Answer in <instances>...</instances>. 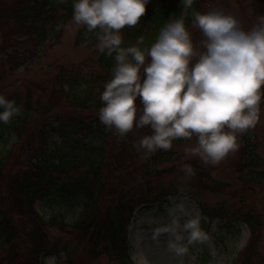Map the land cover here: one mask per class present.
<instances>
[{
    "label": "rangeland",
    "instance_id": "1",
    "mask_svg": "<svg viewBox=\"0 0 264 264\" xmlns=\"http://www.w3.org/2000/svg\"><path fill=\"white\" fill-rule=\"evenodd\" d=\"M52 1L58 5L66 2ZM153 1L150 0L146 7H152ZM172 1L167 0L166 6ZM6 2L9 8H14L20 0ZM201 2L199 7L201 13L213 8L222 9L225 13L233 15L245 30L252 27L258 15H264V0H201ZM59 15L62 17L65 12L60 11ZM72 15L73 12L70 17L60 21L54 28V36L41 45H36L34 35L19 27L18 22L11 16L6 19L0 18V95L18 103L21 112L28 101L41 105L47 103L52 96H58L60 84L67 76V72L76 73L79 79L83 78L89 83L92 77L99 73L95 65L97 40L93 44L77 45V36L84 26H76L72 21ZM188 31L194 45L199 48L203 39L200 30L192 27ZM97 94L95 87L93 95ZM59 95L61 98L58 99L62 100L58 103L61 107L56 115L59 114L64 126H68V120L77 116L73 107H67L64 95ZM137 104L139 106V102ZM49 121V116H44L33 121L29 127L24 126L21 138L17 137L16 133L6 136L1 132L4 126H0L2 200L6 197V191L15 176L30 170L34 162L31 161L36 158L39 148L46 147L48 158L56 162L58 159L54 158L53 152L58 145L61 153L67 154L69 158L73 157L70 154L77 153L79 145L76 142L70 147L55 135L47 142L43 139L44 127ZM102 127L107 134L104 142H101L105 160L99 177L101 182L105 183L106 191L111 190L117 195L129 190L132 196L150 195L153 198L175 194L167 198V204H146L134 210L127 230L133 264H241L245 255L253 264H264V182L256 184L245 179L252 175L264 174V98L261 101L257 125L240 134L239 149L215 166L205 165L199 157L188 154L186 150L195 146V137L172 145L168 151L160 150L156 154L145 156L143 150L138 152L135 146L148 134L149 128L134 127L127 136L119 137L114 130H107L103 125ZM97 137L92 138L94 146L102 139L101 136ZM76 139L79 143H87L83 135ZM71 149L73 153H70ZM244 149L248 151L246 155L257 162V167L253 169L243 167L240 157ZM185 164L193 167L194 173L198 176L196 179L195 176L186 177L181 172ZM79 174H87V167L81 168L78 174H69V178L61 176L60 182L65 183ZM198 178L201 183L207 185V190L196 189L195 183ZM184 193L192 195L193 199ZM107 206L105 199L101 198L98 203V214L96 212L94 216L96 223H103ZM168 208L177 209L181 223L186 218L197 214L203 216V213L206 215L215 209L221 211L224 208L226 214L232 213L234 218L236 215L247 214L255 226V234L251 236L243 222L235 220L233 223L235 230L229 231L222 224L219 226L221 230L218 232L217 227L216 234L211 236L204 228L207 220H202L201 227L209 235V240L202 244L190 245L187 253L178 256L168 250L165 243L168 239L166 234H162L158 240L153 239V230L170 222ZM36 211L44 223L55 220L59 225L43 226L37 222L36 226L43 236V245L47 250L37 257L36 261L35 247L30 239L32 223V227L29 223L24 225L22 221L25 218L17 216L14 212L11 218L13 229L19 233L15 241L18 251L20 250L17 254L20 255L18 264H70L69 258L74 264H115L103 254L96 257L88 254L90 247L88 237H84L73 227L79 218L76 213H79L81 208L72 213L43 200L36 204ZM12 245L0 239V264H12L13 257L10 253ZM208 258L209 260H206Z\"/></svg>",
    "mask_w": 264,
    "mask_h": 264
},
{
    "label": "clouds",
    "instance_id": "2",
    "mask_svg": "<svg viewBox=\"0 0 264 264\" xmlns=\"http://www.w3.org/2000/svg\"><path fill=\"white\" fill-rule=\"evenodd\" d=\"M183 9L195 0H180ZM150 0H73L72 21L95 32L96 48L113 57L111 79L104 84L99 122L125 137L133 128L147 127L135 146L145 156L168 151L177 139L192 140L188 154L205 165H217L239 149L238 136L254 128L264 98V15L245 30L222 9L193 12L192 24L203 36L194 45L183 14L161 28L155 42L143 48V37L122 46L121 30L135 27ZM139 102V106L137 104ZM21 114L14 100L0 95V123ZM181 172L194 175L191 165ZM170 222L153 230V239L166 234L168 250L178 256L209 235L202 229V214L186 218L168 208ZM182 211V210H181Z\"/></svg>",
    "mask_w": 264,
    "mask_h": 264
},
{
    "label": "trees",
    "instance_id": "3",
    "mask_svg": "<svg viewBox=\"0 0 264 264\" xmlns=\"http://www.w3.org/2000/svg\"><path fill=\"white\" fill-rule=\"evenodd\" d=\"M153 2L152 7H146V13L141 17L137 26H126L121 30L124 41L122 46H133L139 37H143L144 42L140 46L143 48L150 47L158 37L161 28L170 19L179 18L182 14L185 18L186 28L191 29L194 27L192 14L193 12H200L199 7L202 4L201 0H195L192 7L185 11L180 0H173L168 6H166L167 0H154ZM60 11H64L65 15L60 17ZM72 12L73 0H66L61 5L53 3L52 0H20V3L14 8H9L6 0H0V18L6 19L11 16L18 22L19 27L34 35V41L38 45L52 38L55 26L60 21L70 17ZM96 40V33L89 32L86 27H83L77 36L76 44L81 46L88 43L93 44ZM96 54L95 65L99 73L92 77L90 83L84 81L83 78L79 79L76 73L72 74L66 71L67 76L60 84L58 96H52L47 103L41 105L37 102L35 104L28 101L21 114L13 117L9 124L0 123V126H4L1 128L2 132L10 135L16 133V136L21 138L24 126L29 127L33 121L49 116L50 121L44 127L43 132V139L46 142L55 135L61 141L66 142L67 146L72 147L75 142L79 145V149L73 146V148L78 149L76 154H70L73 159L67 157V154L63 155L59 145L54 148V158L58 159L57 162L48 158L46 147L39 148L36 158L31 161L34 162L30 170L20 172L15 176L6 191L4 200H2L3 194L0 193V239L4 243L13 244L10 251L11 257H13L12 264H18L20 259V255H17L20 250L18 251V245L15 242L19 233L12 227L11 215L14 212L17 216L25 218V221H22L24 225L29 223L30 227L33 226V230L30 231V239L35 247L36 261L37 257L47 250L43 245V236L36 226L37 222L43 226H56L59 225V222L52 220L49 223H44L39 217L35 205L43 200L60 208H65L72 213H76L77 209L81 208V211L76 213L79 218L73 227L84 237H88L90 242L88 254L90 256L96 257L103 254L115 264H133L130 258L127 230L134 210L146 204H167V198L170 195H175L171 193L164 197L156 196L154 198L150 195L132 196L129 190L116 195L111 190L106 191L104 189L105 183L101 182L99 172L105 160V152L101 142H104L107 133L99 122L98 110L102 106L100 94L104 90V84L111 79L115 61L113 57L101 54L99 51ZM95 87L98 91L97 96L93 95ZM59 94L64 95L67 107H73L72 109L77 116L68 120V126H64V121L60 119L59 114L56 115L61 107L58 103L59 100L60 102L62 100L58 99L61 98ZM16 105L20 107L18 103ZM147 131L148 134L146 135L151 134V130L147 129ZM80 135L87 139V143L77 141L76 138ZM97 135L99 136L97 137ZM100 136L102 137L101 141L97 146H94L93 139ZM183 140L177 139L173 141V145L183 142ZM70 153H73L72 149ZM247 153V149L241 153L240 162L243 167L251 169L257 167V162L252 157L247 156ZM83 167H87V174H79L65 183L60 182L61 176L69 178V174H78ZM193 176L195 179L198 177L196 173ZM245 179L251 183L261 184L264 182V174L252 175ZM195 184L198 191H202L203 188L207 190V185L201 183L199 178ZM174 193L178 194L177 191ZM184 194L192 197L188 193ZM101 198L105 199L108 206L104 212L103 223H96L94 216L96 212L98 214V203ZM197 203L200 206L199 201ZM226 213L224 208L221 211L215 209L206 215L203 213L207 218V225L204 228L211 236L216 234L215 230L222 224L229 231L235 230L233 224L235 220L242 221L251 236L255 234V226L247 214L236 215L234 218L232 213ZM220 230L221 228L218 232ZM68 262L74 264L70 258ZM241 264H253V262L245 255Z\"/></svg>",
    "mask_w": 264,
    "mask_h": 264
}]
</instances>
